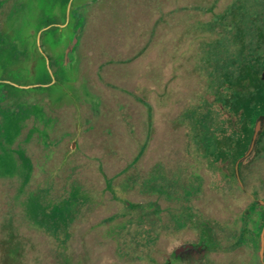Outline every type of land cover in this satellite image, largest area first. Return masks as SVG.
<instances>
[{"label": "flooded vegetation", "instance_id": "af4514ba", "mask_svg": "<svg viewBox=\"0 0 264 264\" xmlns=\"http://www.w3.org/2000/svg\"><path fill=\"white\" fill-rule=\"evenodd\" d=\"M103 1L95 0L101 5ZM80 13L85 32L87 15ZM127 17V23L134 27L133 12ZM113 18L115 30L124 35L128 30L122 25L121 15L116 13ZM197 22L196 38H203L198 43L194 70L210 84L204 85L202 93L191 96L192 100L188 98L191 84L185 85L182 80L180 90L171 95L175 79L168 84L160 80L163 94L159 109L145 99L126 94L128 100L120 105V112H105L101 101L97 105L91 101L88 110L79 101L77 116L67 118L72 101L62 95L64 108L51 114L43 108L35 112L37 117L45 116L43 122L48 127L51 115L59 119L56 125L52 123L54 138L46 141L45 149H64L67 143V158L63 156L60 162L67 159V166H71L85 160L81 168L90 169L89 174L67 176L71 188L67 205L57 213L61 220L67 216V244L72 234L80 233L79 240L85 245L81 261L85 264L89 262L90 244L106 248L100 252L102 255L112 250L119 264H264V0H234L210 21ZM49 29L38 30L36 46L47 62L44 66L53 85L57 82L55 72L64 69L74 76L80 72L81 38L79 33L73 39L63 61L55 62L54 66L60 67L55 71L42 49L41 35ZM183 34H177V43H182ZM176 48L166 49L163 76L167 55ZM183 63L176 72L188 66ZM75 77L70 82L77 85L79 78ZM29 83L37 85L33 91L52 86ZM8 86L14 87L7 79H0V116L4 118L0 127L5 129L0 144L11 147V140L22 134L25 120L4 110V102L17 99L14 94L4 93L6 88L12 90ZM114 101H118L115 95ZM133 102L143 105V109L131 111ZM8 119L11 134L6 127ZM27 130L30 136L35 128ZM39 136L51 137L49 132ZM90 147L97 151L96 157L80 153ZM20 157L23 163L29 162ZM44 163L57 164L51 159ZM216 171H223L224 177L233 182L232 194L222 195ZM251 176L255 184L249 187ZM245 200L248 203L237 218H225L232 210L240 209L239 202ZM37 203L39 208L38 199ZM73 208L80 211L79 222H75L78 212ZM159 240L165 246L160 256L153 252ZM143 255L145 261L141 260Z\"/></svg>", "mask_w": 264, "mask_h": 264}, {"label": "rangeland", "instance_id": "374dc122", "mask_svg": "<svg viewBox=\"0 0 264 264\" xmlns=\"http://www.w3.org/2000/svg\"><path fill=\"white\" fill-rule=\"evenodd\" d=\"M92 1L94 0H83L80 7V11L87 15L86 29L82 32L81 22L73 20L69 24L72 7L67 10L66 18L60 6H49L50 0H0V79H7L14 86H8L12 90L6 88L4 93L7 96H17L12 103L9 99L7 103L4 102L3 108L17 115L19 120H25L22 134L11 140L12 148L0 144V264H67V255L70 256V264L86 263L83 259L81 261V250H85V245L79 240L80 233L72 234L73 239L67 244V232H64L67 231V216L62 219L66 221L64 223L57 217V213H62L67 205V196L71 190L67 176L89 174L90 169L86 170L85 166L81 168L85 160L76 162L75 165L72 163L71 166H67V159L60 162L65 156L67 158V143L64 144V149H45L46 141L51 142L54 138L52 123L56 125L59 119L56 114L51 115L48 127L43 122L45 116L37 117L35 112L43 108L51 114L50 111L64 108L62 95L67 96V101H72L67 118L77 116L81 110L79 101L84 102L88 110L91 101L96 105L101 101L105 112L114 109L120 112L122 110L119 107L127 99L126 94L145 99L151 107L159 109L163 94L160 80H166L168 84L175 79L173 89H170L171 95H175L173 91L180 90L182 80L185 85L191 84L188 98L192 100L191 96L202 93L204 85L210 84L194 70L198 43L203 38H196L197 20L210 21L229 8L234 0H104L102 5ZM114 5L117 11L112 7ZM46 6L49 7L42 13ZM132 12L136 17L134 27L131 22L127 23L128 17L124 18ZM116 13L121 15L122 25L128 30L124 35L115 30L113 17ZM53 26L60 29L58 34L48 36L47 39L50 40L47 42L42 39L43 51L53 61L62 62L67 47L73 46V39L80 33L81 66L76 77L64 69V72H55L57 82L52 85L49 82L51 76L41 61L39 46L36 44L38 30ZM181 31L184 34L182 43L179 44L176 42L179 40L177 34ZM205 34L208 35V32ZM66 38L69 39L68 42ZM174 45L177 48L173 54L167 55V71L163 76L161 65L164 63L166 49L172 51ZM177 57L179 58L176 60ZM182 60L188 66L184 65L176 72V67L179 68L180 63L184 64ZM54 69L59 70L60 67L55 65ZM74 77L79 78L77 85L70 82ZM29 82L52 86L50 89L33 91V87L37 85ZM114 95L118 100L116 103ZM16 100H19L18 105ZM143 107L136 102L131 111H140ZM84 110L88 113V110ZM3 123L4 118L0 116V126ZM10 124L9 120L6 127L11 134ZM31 128L35 130L29 136L27 129ZM4 130L0 127V143ZM41 132H49L51 137L41 138ZM56 139H60V136ZM5 149L8 151H4ZM80 153L93 157L97 155L92 147ZM21 155L30 163H23ZM45 159H51V162L57 164H45ZM214 175L220 181L222 195L226 192L232 194L233 182L224 177L223 171H216ZM248 182L249 187L254 185L255 177L248 178ZM37 199L41 204L39 208ZM247 203L248 200L244 203L240 201V209L232 210L225 218L229 221L237 218L236 214ZM74 210L78 212L75 222H79L80 211L78 208ZM56 225L59 228L55 229ZM158 242V245L153 246V252L160 256L165 246L160 244L161 240ZM87 248V264H119L112 250L102 255L100 252L106 248H100L97 244H90ZM141 260L145 261L146 257L143 255Z\"/></svg>", "mask_w": 264, "mask_h": 264}, {"label": "trees", "instance_id": "16d2710c", "mask_svg": "<svg viewBox=\"0 0 264 264\" xmlns=\"http://www.w3.org/2000/svg\"><path fill=\"white\" fill-rule=\"evenodd\" d=\"M82 1L83 0H72V3H71V7L72 8H71V13H70V22L73 21V20L74 21H79V22L81 21V18H82L81 16L82 15L80 13V7L82 5ZM69 3H70V0H50L49 6H51V5H57V7L60 6L62 8L63 12H64V16H66V18H67V7H68ZM49 6H46V8L44 9V11L42 13H44ZM59 29L60 28L58 26H54V27L50 28L49 30H46V31H44L42 33V35H41L42 47H43V40L42 39L44 38L45 42H47V40H50V39H47L48 36L56 35V33H57V31ZM44 52H45V50H44ZM38 53H39V55L41 57V61H43V63H45V58H44L43 54L40 53L39 51H38ZM46 55H47V53H46ZM49 60H50L51 66H54L55 61H53L50 57H49ZM61 72H64V71L62 70ZM61 72H59V73H61Z\"/></svg>", "mask_w": 264, "mask_h": 264}]
</instances>
